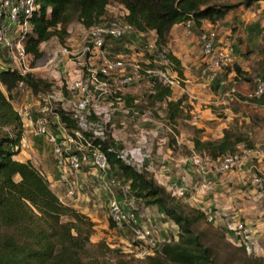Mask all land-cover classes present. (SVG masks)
<instances>
[{
    "label": "trees",
    "instance_id": "1",
    "mask_svg": "<svg viewBox=\"0 0 264 264\" xmlns=\"http://www.w3.org/2000/svg\"><path fill=\"white\" fill-rule=\"evenodd\" d=\"M112 1L124 8V19L135 31L142 34L153 32L156 35L158 50L171 42L175 26L189 21L192 30L199 29L203 21L222 19L237 6L218 4L216 0H36L38 10L28 19L20 18L13 25L23 28L28 24L30 27L28 32H21L30 66L42 57L41 46L44 43L56 39L60 45H65L68 29L73 23L89 29L103 22L106 9ZM261 1L264 2L246 0L245 6ZM8 21L4 11L0 15V28L7 25ZM127 41L129 39L115 41L118 45L115 49L124 50ZM201 48L203 50L202 44ZM166 59L173 63L174 70L181 78L179 60L171 54H166ZM233 71L235 79L243 77L240 68L235 67ZM220 75L214 76L212 84L223 87L226 79L223 73ZM20 81L27 85L36 99H42L52 90L50 83L32 74L21 77L17 71H0V85L7 93ZM261 81L264 82V78ZM171 97L170 88L154 82L153 92L145 94L144 104L152 108L164 103L166 123L173 128L178 120L184 119L185 112L183 99L172 101ZM125 99L127 104L134 101L131 96ZM261 100L264 101V96L256 101ZM58 109L66 128L76 129L75 122L68 114L62 108ZM233 132L223 130V136L218 140L202 141L196 138L193 140V149L205 153L212 161L225 155L239 156L238 150L246 140ZM23 133L19 118L0 89V264H83L82 259L91 248L92 224L81 222L74 209L60 204L48 182L31 163H21L15 159ZM94 146L106 154L109 173L121 180V189L117 194L119 198L141 203L145 208L156 207L163 214L165 222H171L178 229L177 240L173 238L172 241L159 244L148 258L156 255L163 262L172 264H215L210 248L204 245L193 229L195 222L207 224L202 211L183 203L152 175L119 160L117 153L123 146L115 143L108 133L104 140H94ZM64 218H69V221L63 222ZM111 226L114 227L112 222ZM124 231L128 229L123 227L117 230L118 233ZM235 239L239 240L238 237ZM240 246L247 255L244 245ZM247 256L243 263L263 264L259 258ZM159 263L160 260L156 264Z\"/></svg>",
    "mask_w": 264,
    "mask_h": 264
},
{
    "label": "built area",
    "instance_id": "2",
    "mask_svg": "<svg viewBox=\"0 0 264 264\" xmlns=\"http://www.w3.org/2000/svg\"><path fill=\"white\" fill-rule=\"evenodd\" d=\"M37 10L36 0H0V15L5 11L9 20L7 25L0 28V48L7 52L9 63L0 64V71L5 69L17 71L21 77L32 74L33 68L28 64L31 61L23 45V36L20 33L17 40H12L10 32L20 18L26 20ZM125 16L126 13L121 17L104 18L100 24L87 29L84 42L79 48L68 44L58 46L45 65L48 72L68 62L77 65L81 73L70 83L65 80L64 70L60 74L51 75L52 81L58 82L59 86L65 81L66 93L52 91L46 93L42 99H36L22 81L18 82L10 93L3 92L19 118L24 132H28L34 138L43 139L51 147L59 172L58 177L63 186V193L57 196L59 203L70 207L72 201L79 196L81 185L78 175L84 165L91 163L97 178L103 184L102 191L111 194L107 209L114 228L128 229L131 242L136 244L137 250L142 255L152 256L159 244L172 239L160 242L155 237L159 228L156 221L151 216H148V220L141 219L135 208H132L134 201L120 200L113 193L111 187L119 180L112 178L113 175L108 171L107 156L100 148L94 146V140L102 141L108 133L115 143H121L123 146L117 153V158L126 165L140 172L160 170V161L151 162L150 155L145 149L137 145L133 149L127 148L122 139L126 134L128 119L138 122L151 121V115L157 112V107L147 108L136 99L127 104L122 89L144 82L147 84L148 92L152 93L154 82L173 90L179 86V81L173 63L166 59L164 48L158 50L156 35L149 36L148 33L135 31L126 23ZM183 26L185 36H190L191 22L188 21ZM21 29V32H28L30 27L25 24ZM144 37L148 39L141 59L109 56L107 53L106 47L109 42ZM200 41L206 59L201 72L213 81L216 73L231 64L232 49L220 48L216 31L211 28L200 34ZM124 48L120 53L130 48L128 41ZM263 96L264 82L256 81L253 93L249 97L258 100ZM59 107L75 122L76 129L66 128L58 113ZM157 124L155 122L154 125ZM168 132L174 136L172 130ZM188 160L195 172L203 176H206L204 175L206 173L224 175L240 168V163L244 161L254 162L252 169H257L258 175L253 179V183L257 186L264 184V166L261 169L256 167V164H264V146L246 150L241 157L225 155L215 161L210 160L203 152H192ZM202 212L207 223L217 226L223 225L229 216L227 211L211 207ZM226 231L235 238L238 237L240 244L243 243L242 245L247 247L251 231L245 223L228 224Z\"/></svg>",
    "mask_w": 264,
    "mask_h": 264
},
{
    "label": "rangeland",
    "instance_id": "3",
    "mask_svg": "<svg viewBox=\"0 0 264 264\" xmlns=\"http://www.w3.org/2000/svg\"><path fill=\"white\" fill-rule=\"evenodd\" d=\"M246 0H216L215 3L222 4V5H237L236 8L232 9L227 15H225L224 18L216 20L218 21V26L221 27V31H219V27H211V29H214L217 34V40L218 44L219 41L221 42L220 48H231L234 49L232 51V62L228 67H225L223 70H225L223 73L228 74L229 72H233V69L235 67H238L241 69L243 73V77L236 78L239 81V85H234L233 82H228L225 80L223 82V87L221 88V92H225L228 94V96L224 100V104H220L219 106H214V109L221 110L220 120L219 122H225L230 114L227 112H224L223 109L230 108L231 111L234 112V116H229V122L227 124L229 131L233 130L235 135H240L243 137L246 142L243 145L247 146L244 147L240 146V152L239 156L243 155L244 151L253 149V140L250 138H254L255 135H257L258 139H260L262 142L257 143L259 145L264 144V111L262 110V113H259V101H256L254 99H251L249 95L253 93V90L255 88V82L261 80L264 78V2H258L253 4L252 6H245ZM125 13L124 8L115 3V2H109V5L106 9V19L110 18H116L121 17ZM204 22V21H203ZM256 23V37L254 38V41L249 44L250 41L247 40V36L245 34V27L248 26L246 23ZM205 25L200 29H194L192 30V34L190 36H185L184 26L180 25V31L178 32L179 35H181V38L183 36V42H179V45L185 46L187 44V41L190 40L192 37L193 40H195V37L200 38V34L203 32H206L209 27L208 23L210 22H204ZM214 24V23H213ZM216 25V24H215ZM72 30L71 36H74L75 33L79 30L81 31L83 42L84 38L86 36V30L84 27L79 25L78 23H73L69 27ZM21 28H16V30L12 31L10 34V37L12 40H17L20 33ZM78 32V33H79ZM197 32H200L197 34ZM68 33V38H69ZM149 37V36H148ZM148 37H144L141 39L136 38H130L129 39V45L133 47V50L126 49L124 53H119V55H116L118 52V49L113 50V54L116 55V57H125L127 58L129 55L127 52L132 53L136 59H141V55L145 53L144 45L147 43ZM50 45L44 48L42 51L43 55L40 59H38L34 64L31 65V68H33L32 75H34L38 79L45 80V74L47 72L46 63L49 60V53L56 50L58 46L60 45L56 39H52L50 41ZM199 43L201 41L199 40ZM67 44V41H66ZM82 46V44H81ZM235 46V48H234ZM116 48V47H115ZM113 47L111 48V50ZM130 49V48H129ZM237 50V51H236ZM165 54H171L168 52L166 47L164 48ZM202 51V48H201ZM123 52V50L119 51ZM123 54L124 56H122ZM182 54V52H181ZM114 55V56H115ZM172 55V54H171ZM181 56V55H180ZM180 61H183L182 56L180 57ZM202 58L203 52H202ZM240 57L242 60L241 64H239L236 60ZM236 58V60H235ZM9 63L8 55L6 51H3L1 49L0 52V64L6 65ZM30 64V63H28ZM30 67V65H29ZM226 68L228 69L226 72ZM79 67H75L74 69H68L65 65L62 67H58L56 69H51L50 74H60L62 70L65 71L66 74V82L70 83L73 81L76 77L78 78L80 76ZM182 69V68H181ZM180 69V70H181ZM203 69V66L201 70ZM69 73H68V71ZM79 71V74L77 76V73ZM176 71V70H175ZM178 81H179V88H174L172 90V93L176 94L179 93L180 89L184 88L187 84H185L184 78H180L177 71H176ZM203 75V74H202ZM217 75V73H216ZM215 75V77H216ZM235 75V73H234ZM236 76L232 77V80H234ZM215 79V78H214ZM182 80V81H181ZM46 81V80H45ZM49 81V80H48ZM52 82V80H50ZM210 80L208 79V82ZM213 81H210V84ZM232 83V84H231ZM52 85V91H60L61 93H66L65 89V81H63V84L61 86H56L54 84ZM213 85V84H212ZM211 86H209V89ZM0 89L2 91H5L4 88L0 85ZM198 93L200 91L196 89ZM206 89H204L205 91ZM122 92L124 96H131L134 99H136L140 104L145 103V94L148 93L147 84L142 82L138 84L131 85L129 87H125L122 89ZM4 93V92H3ZM185 93V92H183ZM5 94V93H4ZM180 94V93H179ZM179 96V95H178ZM180 97V96H179ZM180 99H183V108L185 112L184 115V121L187 123H193L196 120L197 115L190 114L188 109H193V107L189 106L186 99H188L187 94H183ZM223 101V100H222ZM264 105V104H263ZM262 105V106H263ZM204 105H202L203 107ZM261 106V107H262ZM157 112H154V114L151 115V121L148 122H138L134 121L132 119H128L126 121V134L122 137L123 142L125 143V146L127 148L133 149L134 146H140L143 149H145L149 155H150V161L152 162L153 157L157 153H166L165 147H167L166 141L170 139V132L173 131L177 136V132H184V124L185 122H182L183 120H178L175 127L176 129L172 128L171 126H168L166 123V106L164 103L158 104L157 106ZM148 108V107H147ZM59 110V109H58ZM258 111V112H257ZM196 113V112H195ZM228 115L226 116L225 115ZM200 115V114H199ZM118 118H122L121 116H118ZM157 122V125H154L155 122ZM220 124V123H219ZM188 125V124H187ZM171 129V130H170ZM191 135H194L193 133ZM197 135V134H195ZM32 136V135H31ZM198 138L202 139L203 136L197 135ZM27 137L31 138L29 135L23 133L21 144L23 142V148H27ZM186 139H190V136L186 135ZM30 140V139H29ZM32 141V139H31ZM46 147L43 149V155L46 153L49 154L50 164L52 166V170L54 173L58 171L57 165L55 163L51 147L48 146V143L45 142ZM164 143V144H163ZM170 145V143L168 142ZM252 145V146H251ZM176 146V145H175ZM264 146V145H263ZM262 145L259 147H263ZM169 148L172 147L171 145ZM41 152V151H40ZM174 155L176 157V154L181 156L182 158H188L189 157V150L187 147H179L174 151ZM171 157V156H170ZM173 157V156H172ZM33 159V158H32ZM173 161V160H172ZM180 162V161H179ZM253 163V162H252ZM252 163H249L248 161L240 163L241 170L244 167L243 175L239 177V181L233 180L228 187L232 188V191H235L238 193V196H240V204L243 206L239 209H233L226 208L224 211H227L229 213V216L227 218V221L223 223L221 226L217 225H211L209 223H204L203 221L195 222L193 223V229L194 231L200 236L201 241L210 248L211 255L213 261H215V264H246V262L243 263L244 260L248 258L247 255L251 257L259 258L262 263L264 264V184L257 186L253 183V179L257 176V171L250 168V165ZM174 164V161H173ZM181 164V163H179ZM258 167L262 168L264 164H256ZM56 170V172H55ZM195 170V169H194ZM237 169L233 170L230 174H235ZM82 173H86L84 179L86 183L83 185V189L81 191L82 194H84V197H80L81 202L76 208H72L78 213L80 217V221H88L92 224L91 227V235H90V244L91 248L88 254H86L83 259V264H156L159 260L161 263L159 264H172L170 262H163L160 257L156 256L153 258H148L149 256L142 255L139 250H137V246L135 243L131 242L130 233L128 231H124L123 233H118L117 229L111 226V222L108 218V209H107V197L103 194V184L101 183L99 178L95 177V170L92 164L84 165L81 168ZM80 171V172H81ZM93 173V175L89 174ZM146 173L148 175H152L157 182H160L161 184H164V186L167 188L168 191L171 189L167 186L165 183V178L161 177L159 175V170L151 172L150 170H146ZM240 173V171L238 172ZM226 174H229L226 173ZM94 179L90 181V176ZM211 175V174H209ZM179 176V175H178ZM112 178L119 180V182H116L112 185L113 193L117 196L119 193L118 190L121 189L120 179L116 178L115 176H112ZM109 181V179H108ZM196 182H199V178L194 176V181L192 182L195 184ZM92 185L93 187L89 188V185ZM208 189V192H211L213 187L211 186L212 183L207 181V183H204ZM196 185V184H195ZM95 186V187H94ZM200 186V185H199ZM94 188L96 192L94 191ZM176 195V197L180 198V196H183V192L178 193L173 190L171 191ZM108 197H111V194H107ZM227 198V195H225ZM89 199V201L87 200ZM181 199V198H180ZM182 200V199H181ZM183 201V200H182ZM235 199L231 201L232 203H237ZM132 208H135V212L137 214L143 212L145 207L138 202H133ZM183 203H185L183 201ZM155 210V216L152 214L153 211L150 209L144 216L141 214V219L148 220V216H151L152 219L156 221L159 228L156 231L155 237L161 242L164 240H171L175 239L177 240V232L178 229L176 226H174L171 222H165L163 214H161L160 210H158L156 207H154ZM223 209V208H222ZM220 209V210H222ZM69 218H64L63 222H68ZM233 222H239V223H245L248 227L250 232V241L247 244V247H245L246 254L245 255L241 250V243L235 239V236L230 234L226 231V226L228 224H231ZM172 241V240H171ZM152 259H155L152 260Z\"/></svg>",
    "mask_w": 264,
    "mask_h": 264
},
{
    "label": "crops",
    "instance_id": "4",
    "mask_svg": "<svg viewBox=\"0 0 264 264\" xmlns=\"http://www.w3.org/2000/svg\"><path fill=\"white\" fill-rule=\"evenodd\" d=\"M204 22H210L208 23L209 29L213 26L218 28V21H204ZM202 22L201 24V28H205L203 27L205 25V23ZM214 23V24H213ZM216 24V25H215ZM248 26L245 27V34L247 36V40L250 41V43H252L254 41V38L256 37L257 33H256V29H258V27H256V23H246ZM180 25L175 26L172 30L171 33V42L166 46V49L168 50L169 53L172 54V56L176 57L179 62H180V69L182 72V76L181 78H184V83L187 84L186 86H184L185 89L181 88L179 93H172V97L170 100L172 101H176L178 99L181 98V96L183 94H187L188 99L187 102L189 104V106L193 107V109H188L190 114H195L197 115L196 120L192 123H187L186 121H182L185 122L184 124V132L180 133L177 132L178 136L173 132L174 136L170 134V139L166 141L167 143V147H165V151L167 154H165L164 152L162 153H157L154 155L153 157V161L157 162L160 161V170H159V175L163 178H165V183L167 184V186L171 189L169 192L172 193L171 191L175 190L178 195H180L179 192H183V196H180V198L187 204H189L190 206L203 211L204 209L207 208H213L216 210H224L226 208H231L233 207V209H239L240 207L243 206V204H240V196H238V193L235 191H232V188H229L228 185L233 181H239V177L243 175V169L241 170V168H238L235 172V174H224V175H216V174H211L209 175L208 173L204 174L206 176H203L202 174H200L199 172H195L194 168L192 167L191 163L189 162V157L191 155L192 152H197L195 151L193 148V140L194 139H200L198 138L197 135H201L203 136L202 139L200 140H218L223 136V130L228 129V120L230 119L229 116H234V112L230 110V108H225L223 109L224 112H229L228 114H230L227 118V120L225 122H219V118H220V113L221 110L218 109H214V106H219L220 104H224V100L225 98L228 96L227 93H223L221 92V88L220 85L216 84V83H212L210 84V81L208 82V78L205 77L204 75H202V66H205L206 63V59L205 57H201L202 56V51H201V43H199L200 38L195 37V40L192 39V37L190 38V40L187 41V44L185 46L179 45L178 43L183 42V36L181 38V35L178 34V32L180 31ZM200 29V28H199ZM16 30V27L11 28V32ZM219 31H221V27H219ZM72 30L70 29V31L68 30L69 38L67 39V44L71 47H76L79 48L81 47V44L83 43V37L81 34V31L79 32V30L75 33L74 36H71ZM79 32V33H78ZM200 32H197V34H199ZM149 36L151 35H155L153 33H148ZM50 41L47 43H44L41 46V51L44 50L45 47H47L48 45H50ZM221 44V42L219 41V45ZM60 46V45H59ZM113 47V49L111 50V48ZM115 47L118 48V45L115 41L113 42H109L107 43V53L109 56H114L115 54H113V50L115 49ZM235 48V46H234ZM120 50V49H118ZM128 50H133L132 45L130 46V49ZM56 50L52 51L49 53V58L55 53ZM232 51H234V49H232ZM237 51V50H236ZM182 52V54H181ZM119 51L116 53V55H119ZM129 55L128 56L129 59H135V56L130 53L127 52ZM235 54V51H234ZM182 56L183 61H180L179 56ZM180 56V57H181ZM236 60V58H235ZM239 64H241L242 60L240 59V57L236 60ZM66 68L68 69H74L75 67L77 68L78 66L72 63H65ZM68 71V70H67ZM69 73V71H68ZM221 72H218L217 75L218 76H222L220 75ZM45 74V80L51 84L52 77L50 74V72L44 73ZM79 74V71L77 73V76ZM225 79L228 82H233L234 85H239L240 82L239 81H235L232 80V77L235 76L233 72H229L228 74L223 73ZM57 75H55L54 77L56 78ZM82 77V76H81ZM77 78V77H76ZM75 78V79H76ZM235 78V77H234ZM49 80V81H48ZM58 81V80H56ZM182 81V80H181ZM54 85L59 86L57 83H55L54 81H52ZM232 84V83H231ZM209 86H211V88L209 89ZM179 88V87H178ZM198 89L200 91V93H198V91L196 90ZM204 89H206L204 91ZM185 92V93H183ZM180 97H179V96ZM225 97V98H224ZM223 100V101H222ZM264 101L261 100L259 101V106L261 109H259V113H262L261 111H264ZM202 105H204L202 107ZM263 105V106H262ZM157 106V105H156ZM262 106V107H261ZM186 112V111H184ZM196 112V113H195ZM258 112V111H257ZM200 114V115H199ZM166 121V120H165ZM220 123V124H219ZM188 124V125H187ZM174 129H176V127H173ZM25 134H27V136L29 135L31 138L27 137V148L22 149L23 148V142L19 148V153L17 156H15V159L21 163H26L29 162L31 163V165L37 169L39 171V173L44 177V179L48 182L50 189L52 190V192L58 196L61 195L63 193V186L59 180V175H58V171L54 173L52 170V166L50 164V159H49V154L46 153L45 155H43V149L48 148L46 147L44 140L43 139H38V138H34L31 136V134H29L28 132H24ZM194 135H191V134ZM197 134V135H195ZM186 135L190 136V139H186ZM30 139V140H29ZM32 139V141H31ZM251 140H253V142L256 144H253V147H259V146H263L264 144H257L262 142L260 139H258L257 135L254 136V138H250ZM170 143L171 148H169V144ZM164 144V143H163ZM177 149H179V147H187V149L189 150V157L188 158H182L181 156L176 154V157L174 155V151L176 150V146ZM49 146V145H48ZM252 146V145H251ZM41 151V152H40ZM171 156V157H170ZM173 156V157H172ZM33 158V159H32ZM174 164H173V161ZM180 161V162H179ZM246 162V161H244ZM249 162V161H248ZM181 163V164H179ZM250 163V162H249ZM254 164V162H253ZM256 167L258 169H261L260 167H258V165H256ZM250 168L252 169V164L250 165ZM246 170V169H245ZM244 170V171H245ZM257 171V169H254ZM240 171V173H238ZM86 173H82V171L79 173L78 175V179H79V183H80V193L79 196L74 199L72 201V203L70 204V206H72V208H76L79 203L81 202L80 197L82 199V197H84V194L81 193L82 189L84 188L83 185L88 184L86 183V181L84 179ZM91 175H93V173H89ZM242 174V175H241ZM90 177V181L93 180L94 178ZM179 175V176H178ZM257 175H258V171H257ZM194 176L199 178V182H196L195 184H193L192 182L194 181ZM95 177L97 178V175L95 173ZM207 181H209L211 184V186L213 187L211 192H208V189L206 187V185L204 183H207ZM160 185H162L166 190L167 188L164 186V184H161L160 182H158ZM84 185V186H85ZM93 185V184H92ZM91 184L89 185L91 187H93ZM200 185V186H199ZM95 187V186H94ZM207 190V191H206ZM94 191L96 192L95 188ZM168 191V190H167ZM103 194L105 195V197H107V203L109 201V198L107 194L104 191ZM172 195H175L174 193H172ZM227 195V198L226 196ZM120 200H122L121 198H119ZM233 199H235L236 201H238L237 203H232L231 201H233ZM89 201V199H87ZM152 210L153 211V215L155 216V210L154 208H145L144 211L138 214V217H141V214L144 216V214H146L148 212V210ZM157 218V217H156Z\"/></svg>",
    "mask_w": 264,
    "mask_h": 264
}]
</instances>
